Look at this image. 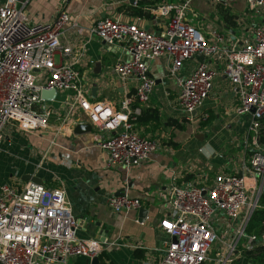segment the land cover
<instances>
[{"label":"built area","instance_id":"built-area-1","mask_svg":"<svg viewBox=\"0 0 264 264\" xmlns=\"http://www.w3.org/2000/svg\"><path fill=\"white\" fill-rule=\"evenodd\" d=\"M205 1L217 5L230 0ZM244 1L258 22L244 27L237 40L222 33L221 27H208L205 35L190 24L188 1L154 7L165 20L160 31L118 17L98 18L90 34L108 45L122 43L128 55L118 59L113 70L123 83L133 82L134 92L116 106L89 99L75 67L83 45L77 52L61 43L66 31H80L65 10L68 0H60L52 19L37 22L26 15L27 0H0V141L9 129L44 137L55 125L52 145L57 134L83 123L84 115L92 127L108 133L98 144L107 154L108 167L139 164L159 146L155 139L140 135L136 126L156 84L150 63L165 58L167 75L176 86L175 103L194 121L212 91L220 59L222 74L236 95V113L250 117L248 132L255 147L236 174L221 171L209 182L168 186L169 216L161 222L168 239L159 249L158 264H228L241 249L251 250L257 242L264 245V232L246 233L264 194V146L258 142L264 115V0ZM196 55L203 59L182 75L184 62ZM42 89H54L55 96L42 98ZM134 101L138 105L133 106ZM56 102L62 112L53 106ZM17 173L10 175L11 183L0 184V264H69L74 257H98L106 241L78 235L79 222L62 182L46 186L18 179ZM107 202L116 214L142 206L139 198L122 194L110 195ZM224 219L233 226L227 240L215 225ZM217 243L220 248L211 258Z\"/></svg>","mask_w":264,"mask_h":264},{"label":"crops","instance_id":"crops-1","mask_svg":"<svg viewBox=\"0 0 264 264\" xmlns=\"http://www.w3.org/2000/svg\"><path fill=\"white\" fill-rule=\"evenodd\" d=\"M186 1L188 11L196 0H68L65 10L72 20L77 21L80 31L78 33L66 31L61 43L71 45L77 52L84 48L75 67L80 74L82 85L89 91V99L107 101L119 106L126 96L134 92L133 82L123 83L113 70L118 59H125L128 56L123 44L108 45L91 35L89 30L95 21L103 16L118 17L123 21L135 22L145 29L160 31L165 25V20L155 14L154 7L162 3ZM203 2L215 10L216 5L205 0ZM232 2L233 0H230L223 5L232 6ZM59 3L60 0H27L25 12L31 22L47 21L52 19ZM135 9H141L142 15H133ZM214 10L207 19H217L212 14ZM186 16L191 24L187 12ZM236 21L238 23V20ZM217 27H221V32L229 38L230 35L237 34L225 23H219ZM204 33L206 35V29ZM202 59V56L196 55L186 60L180 73L187 75ZM217 60L219 61L215 65L219 67V74L215 77L212 91L199 113L201 116L204 115L201 111L208 99H218L223 101L225 113L234 117L237 115L236 95L222 74L223 63L220 59ZM149 74L155 79L156 84L151 98L142 108L154 107L159 110L162 130L160 133H154V137L149 133V129L153 127L146 130L144 126L136 125L140 135L155 139L159 143L158 149L152 152L148 159L136 165L108 167L107 154L98 146L100 140L108 135L107 132L91 126L89 132L74 134L72 129L70 132L57 134L54 144L50 145V139L55 136L52 131L55 125L51 126L50 133L44 137L36 133L27 134L33 147L27 144V152L21 159L18 158L21 160L20 165L18 164L20 169L17 171L18 174L36 175L46 186H57L59 181L62 182L72 213L79 222L78 235L83 238L105 239L102 251L107 253L109 261L114 264L160 262L159 249L168 239L161 222L169 216L166 199L167 188L171 183L182 185L187 182H209L221 171L236 174L240 163L246 159L242 156L237 165L225 161L223 163L220 158L226 157H219L223 150L219 149L218 142L211 138L206 130L197 134L185 128L179 130L168 126L167 121L170 118L179 123L190 120L175 103L176 86L173 79L167 75L163 56L150 63ZM53 106L61 109V112L64 110L57 102ZM82 119L83 123H89L86 116L83 115ZM218 133L220 131L216 135ZM199 134L202 135L201 139L196 136ZM5 137H8L7 131ZM169 140L176 145L168 143ZM118 191H122V195L140 199L141 205L148 210L143 222L138 221V209L120 214L112 211L107 200L110 195H117ZM96 222H99L100 226H96ZM136 248L144 251L143 261L134 258L133 252ZM242 259L240 256L234 258L237 264H240ZM87 260L83 257H74L70 259L69 264H87ZM207 263L211 262H205Z\"/></svg>","mask_w":264,"mask_h":264},{"label":"rangeland","instance_id":"rangeland-1","mask_svg":"<svg viewBox=\"0 0 264 264\" xmlns=\"http://www.w3.org/2000/svg\"><path fill=\"white\" fill-rule=\"evenodd\" d=\"M213 10L214 9L212 7H208L203 2V0H196L193 6L191 5V9L186 12L190 21L192 22L191 24L195 27H198L202 32L208 27L217 26L219 25V23H225L223 15L227 13L233 14L234 17L238 18H236V20H238V23L235 27H232V31L237 34L230 35L233 40L236 37H239V34H241V30L244 27H248L250 24L258 22V19L254 16L253 12L248 10V7L246 6L244 0H233L232 6L231 4L230 6L217 4L212 14L216 16V20L218 22L214 19H207L209 15H211V11ZM201 112L205 117L210 118L208 124L205 126H200V124L198 123L200 118L193 122L182 121L185 129L193 131L197 134L206 130L207 134L211 135V138L218 142L219 149L223 150V152L219 155V157H226L224 159L220 158V161H223V163L225 161L226 163H230L231 165H237L238 160L242 159V156L246 159L249 157L251 150L255 147V143L252 140L253 134L251 132H248L247 130V127H249L248 124L250 122V117H247V114L239 117H236L238 116V114H235L236 116L234 117L229 116L225 113L226 107L223 101L218 99H208L204 104L203 110ZM245 118H247V120ZM229 124L231 126H228ZM161 130L162 126L157 128H150L149 133L154 136V133H160ZM218 131H220V133L216 135ZM7 133L8 137H3V139L0 141V184L6 182L11 183L10 175L18 171L21 161L20 159L27 152L26 145L28 144L29 146L33 147V143L32 145L30 144L31 142L29 141L27 135L29 133L16 131L14 129L7 130ZM31 134H34V132ZM46 167L48 166L46 165ZM17 176L18 179L22 178L21 174ZM215 223L219 234L227 240L229 238L228 235H231L233 233L231 231L233 230V226H229L226 219H224L223 223ZM239 243H243V240L241 239ZM218 245V243L215 244L214 248L209 253V257H214V253L220 248L218 247ZM247 261L248 260L244 258L242 259V262L240 264H245ZM234 262L235 261L233 258L228 262V264H235ZM211 263L214 264L213 262Z\"/></svg>","mask_w":264,"mask_h":264},{"label":"trees","instance_id":"trees-1","mask_svg":"<svg viewBox=\"0 0 264 264\" xmlns=\"http://www.w3.org/2000/svg\"><path fill=\"white\" fill-rule=\"evenodd\" d=\"M132 14L141 16L142 15L141 9H135L132 12ZM223 19L228 28L235 27L237 24L233 14L227 13L223 15ZM135 105H138L137 101H134L133 106ZM209 121H210L209 117H205L204 115H202L198 123L200 124V126H205L208 124ZM136 122L138 126L142 125L146 128V130H148L150 127L153 128L158 127L161 124L160 112L157 108L154 107L142 108L140 114L137 116ZM167 122H168L167 125L170 127H175L179 130L185 128L183 123H179L175 119L170 118L168 119ZM260 124L261 126L258 133V142L259 144L264 146V115L260 120ZM168 143L176 145V143L171 140H169ZM186 178H188V176ZM263 232H264V194L261 196L259 201V206L251 215L246 227L247 234H255L256 236H261ZM133 254H134V258L137 260L143 261L145 259L144 251L141 249L138 248L134 249ZM98 257L100 264H114L111 261H109L107 253L105 251H101ZM240 258L247 259L248 260L247 262H249L250 264H264V245L262 243L257 242L255 243V246L251 250L241 249ZM234 263L237 264L236 261Z\"/></svg>","mask_w":264,"mask_h":264},{"label":"water","instance_id":"water-1","mask_svg":"<svg viewBox=\"0 0 264 264\" xmlns=\"http://www.w3.org/2000/svg\"><path fill=\"white\" fill-rule=\"evenodd\" d=\"M55 96V90L54 89H50V90H46V89H42L41 90V97L42 98H45V99H51ZM196 111H193L191 114L192 115H195ZM92 127L89 123H79V124H76L74 127H73V133L74 134H82V133H85V132H89L91 131ZM199 139L202 138V135L199 134V135H196ZM22 179L23 180H29L33 183H38V184H42V179L36 175H33V174H24L22 175ZM116 194H123L122 191H118ZM148 214V210L147 208H145L144 206H140L138 208V221L139 222H143L146 218ZM96 226H100V223L99 222H96L95 223ZM99 264V258L97 256L93 257L92 259H88L87 260V264ZM139 264H142V262H139Z\"/></svg>","mask_w":264,"mask_h":264}]
</instances>
